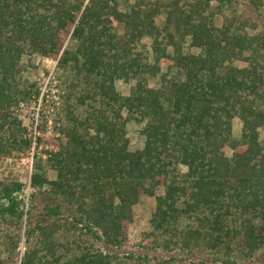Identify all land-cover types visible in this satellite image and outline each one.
<instances>
[{
	"label": "trees",
	"instance_id": "1",
	"mask_svg": "<svg viewBox=\"0 0 264 264\" xmlns=\"http://www.w3.org/2000/svg\"><path fill=\"white\" fill-rule=\"evenodd\" d=\"M211 1L135 0L120 9L118 0H0V158L31 146L11 112L39 94L22 77L21 57L56 58L63 90L53 119L63 139L33 156L29 181L0 180V264L264 257V29L230 0L214 8ZM119 80L134 81L128 94L117 90ZM128 122L139 125L140 149H130ZM143 194L155 205L149 229L132 240ZM40 196L47 201L39 210Z\"/></svg>",
	"mask_w": 264,
	"mask_h": 264
},
{
	"label": "rangeland",
	"instance_id": "2",
	"mask_svg": "<svg viewBox=\"0 0 264 264\" xmlns=\"http://www.w3.org/2000/svg\"><path fill=\"white\" fill-rule=\"evenodd\" d=\"M135 0H118L119 8L123 9L124 4L129 2L132 3ZM230 3L232 6L236 7L238 12L247 20L250 21H256L258 23L257 31H261L264 29V0L263 5L259 10H256L247 0H230ZM217 4V0L211 1L212 8L215 7ZM231 9L227 8L224 10L222 14H217L215 18L216 25H220L223 20V16L225 14H228ZM143 47H145L149 52V61L152 62V57L150 54V41L148 39H142ZM69 43L68 39H66L65 44ZM187 46L184 47V51H189ZM192 52H195V50H190ZM56 58L51 57H43L38 54H25L20 59V65L23 68L22 71V77L24 79H27L29 82H34L35 78L41 76L44 74V77L47 76L49 70L53 69V76L55 78L56 87L55 89L59 90V93L57 96L50 97V102L46 103V107L52 105L53 106V119L58 118L56 115V107H58L63 99V90L60 85V81L58 80L57 76L60 74L59 69L57 68V65L54 67V61ZM235 65L243 66V63L241 61H236ZM54 67V68H53ZM165 68L163 67L162 71H164ZM159 80V75L155 77H149L148 82L150 86H157ZM134 84V81L130 82H123L121 80L116 82V88L117 90L123 94L126 95L129 93L130 88ZM50 85V84H48ZM50 95H53V93H49ZM58 102V103H57ZM32 102H29L27 104H24V107L22 108H16L13 106L11 108V112L18 116L19 119L22 120L23 124L28 127V135L31 137L33 136V130L31 128V112H32ZM42 109H45L43 107ZM57 125L52 124L51 132L46 133L45 127L40 130V128H37L38 132L40 133L41 137V147L37 149L39 151V154L42 155L45 151V149H49L51 145H53V148H56L57 145V139L62 138V135H59L56 131ZM127 136L129 138L130 142V149H140L143 146V137L138 133L139 125H137L135 122H128L127 123ZM240 128L241 123L239 119L235 118L232 122V136L235 139H238L240 136ZM31 129V130H30ZM63 139V138H62ZM259 140L264 141V129L259 130ZM231 154V150H227V155L229 156ZM45 156V155H43ZM32 162L31 160V150L27 151V153H16L13 152L11 156L9 157H1L0 158V180H19V181H29L30 173L32 171ZM49 177L54 178L55 173L54 171H49ZM162 190V189H161ZM161 190H157L156 193H160ZM29 191L28 188H26V193ZM38 201V207L39 210L43 207L44 203L47 201L45 196H40ZM154 197H150L147 195H141L139 202L133 207V221L129 227V237L132 240H139L141 233L149 229V219L151 217V213L154 209ZM38 210V212H39ZM23 250V243H20V246L17 250V253L15 257L17 259L20 258L21 253ZM134 252H142L140 249L135 248ZM175 253V252H174ZM149 256H158V257H165V254H163L161 251H155V252H148ZM175 255L179 257H187L192 262H197L199 259H202V255H188L185 252H179L175 253ZM246 264H264V257L252 262V263H246Z\"/></svg>",
	"mask_w": 264,
	"mask_h": 264
},
{
	"label": "built area",
	"instance_id": "3",
	"mask_svg": "<svg viewBox=\"0 0 264 264\" xmlns=\"http://www.w3.org/2000/svg\"><path fill=\"white\" fill-rule=\"evenodd\" d=\"M57 65V59L54 61V67ZM53 67V68H54ZM39 89V94L37 98H32V112H31V128L33 132V136L31 137V160H33V156L36 154H39V151H37L38 148L41 147V143L38 144V137H40V133L38 132L37 128H42L45 127V132L49 133L51 132L52 129V124H53V106H47L46 103L50 102V97L57 96L55 93H59V90L55 89L56 87V82L55 78L53 76V69L49 70L48 74L46 77H44V74L41 76L35 78L34 81ZM50 84V85H48ZM53 93V95H50L49 93ZM58 103V102H57ZM24 104L26 103H20L16 108H22L24 107ZM43 107L46 108L42 109ZM31 130V129H30ZM51 149L53 148V145L50 147ZM49 148V149H50Z\"/></svg>",
	"mask_w": 264,
	"mask_h": 264
}]
</instances>
